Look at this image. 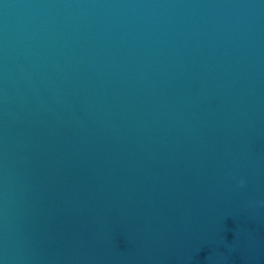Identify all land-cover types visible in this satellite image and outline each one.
I'll use <instances>...</instances> for the list:
<instances>
[{
	"label": "water",
	"instance_id": "water-1",
	"mask_svg": "<svg viewBox=\"0 0 264 264\" xmlns=\"http://www.w3.org/2000/svg\"><path fill=\"white\" fill-rule=\"evenodd\" d=\"M0 264H264V0H0Z\"/></svg>",
	"mask_w": 264,
	"mask_h": 264
}]
</instances>
